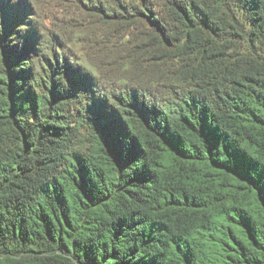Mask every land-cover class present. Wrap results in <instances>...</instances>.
I'll return each mask as SVG.
<instances>
[{
  "label": "trees",
  "instance_id": "16d2710c",
  "mask_svg": "<svg viewBox=\"0 0 264 264\" xmlns=\"http://www.w3.org/2000/svg\"><path fill=\"white\" fill-rule=\"evenodd\" d=\"M114 2L105 98L2 13L0 264H264V0Z\"/></svg>",
  "mask_w": 264,
  "mask_h": 264
},
{
  "label": "rangeland",
  "instance_id": "374dc122",
  "mask_svg": "<svg viewBox=\"0 0 264 264\" xmlns=\"http://www.w3.org/2000/svg\"><path fill=\"white\" fill-rule=\"evenodd\" d=\"M4 1L0 25L4 10H13L14 30L9 42L16 44L20 39L21 45L27 41L33 47L29 59L37 64L39 73L50 65L62 66L66 62L77 82H90L86 87L90 93L104 98L113 80L129 76L127 66H122L126 58L122 47L126 39L123 32H118L122 25L115 30L113 24L104 22L108 16L101 14L106 8L113 13L115 0Z\"/></svg>",
  "mask_w": 264,
  "mask_h": 264
}]
</instances>
